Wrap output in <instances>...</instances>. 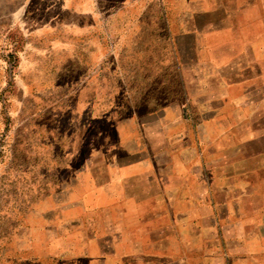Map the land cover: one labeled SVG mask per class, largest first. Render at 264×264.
I'll list each match as a JSON object with an SVG mask.
<instances>
[{"label":"crops","instance_id":"obj_1","mask_svg":"<svg viewBox=\"0 0 264 264\" xmlns=\"http://www.w3.org/2000/svg\"><path fill=\"white\" fill-rule=\"evenodd\" d=\"M143 1L115 11L156 18L128 21L99 68L95 17L54 36V0H0V92L8 77L47 92L73 51L90 61L76 111L33 140L50 175L22 217L27 250L35 264H264V0Z\"/></svg>","mask_w":264,"mask_h":264},{"label":"rangeland","instance_id":"obj_2","mask_svg":"<svg viewBox=\"0 0 264 264\" xmlns=\"http://www.w3.org/2000/svg\"><path fill=\"white\" fill-rule=\"evenodd\" d=\"M128 2L141 4L144 1L54 0L55 8L51 15L53 28L48 31L50 35L54 36L61 32H69L71 37H79L81 30L78 23L84 18L87 21L95 17L100 22V26L92 31H96L100 38V45L96 49L99 48L98 53L101 59L95 67L109 68L114 63L110 56H115L114 52L119 51L122 47L119 45V40L124 36L126 23L137 19L152 20L156 18L154 13L115 11L117 7ZM62 5L65 11L69 8L70 12L61 11ZM79 7L85 12H78ZM38 17L39 21L46 20L45 14ZM47 21L51 20L48 18ZM36 22L38 24L37 19ZM63 23L65 26L69 24V30L61 28ZM36 28L38 27L34 26L32 30H29L26 27L22 29V32L27 38L31 36L30 32L35 31ZM72 46L79 48L76 44ZM29 50L28 42L20 53L21 60L18 62L22 71L27 74H29L27 70L29 61L25 57L28 55L25 52ZM72 54L70 61L62 60L58 63L59 71L54 80L55 85L50 87L47 92L39 89L40 86L37 88V92L27 93V87L22 85L23 81L21 82L19 77L6 78V84H10V87H4L0 92V264H35L36 262L27 250L24 238L26 232H20L23 224L22 217L30 207L31 195L39 188L44 187L50 173H46L42 168L43 157L37 156L35 149L33 150V140L39 133V124H45L46 120L52 118L57 129L60 130L68 113L76 111L73 108L74 102L77 100L79 87L83 86L90 77L85 74L84 70L85 64L90 61L86 63L82 61L81 51H79V55H75L74 51ZM62 62L64 63L61 64ZM6 64L10 69L14 66V60L10 58ZM89 65L93 67L92 63ZM23 77L24 80H27V76ZM30 78L38 82L41 80L40 76L36 78L30 76ZM15 82L18 85L14 89ZM119 95L124 94L118 93L117 96ZM126 95L128 100L129 98L142 99V97L147 99L157 93ZM124 99L122 98V100Z\"/></svg>","mask_w":264,"mask_h":264}]
</instances>
